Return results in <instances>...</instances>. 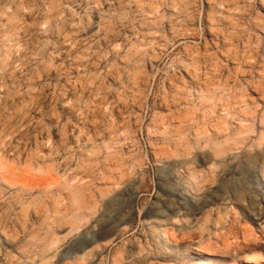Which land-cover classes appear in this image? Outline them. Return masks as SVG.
Masks as SVG:
<instances>
[{
  "label": "rangeland",
  "instance_id": "rangeland-1",
  "mask_svg": "<svg viewBox=\"0 0 264 264\" xmlns=\"http://www.w3.org/2000/svg\"><path fill=\"white\" fill-rule=\"evenodd\" d=\"M253 22L264 0H0V264H264ZM259 47L257 95L228 85Z\"/></svg>",
  "mask_w": 264,
  "mask_h": 264
},
{
  "label": "bare ground",
  "instance_id": "bare-ground-1",
  "mask_svg": "<svg viewBox=\"0 0 264 264\" xmlns=\"http://www.w3.org/2000/svg\"><path fill=\"white\" fill-rule=\"evenodd\" d=\"M240 19H243V17L240 16ZM252 29L255 30V31H260V29H264V28L261 26V24L253 22L252 23ZM220 37H221V35H220ZM242 39H243L242 36H237V35H232L231 36V40L233 42L238 43L239 45H242ZM222 45H223V48L225 49L228 44H227L226 41H222ZM214 48H215V46H214ZM259 48L261 49V51L260 52L259 51L255 52V54L257 56L255 55L256 58H254L253 62L248 63V65H246L250 69L249 72H239V71L236 70V68H231L228 71H226V70L220 69V67L218 68V66H217V67H214L215 71H214V73L211 74V79L210 80L206 79L204 77V75H200L201 80L202 81L205 80L206 84L207 83H209L210 85L214 84V82L217 79H219L220 77H223V71L224 72L226 71V73L228 72V80H227V84L228 85H229V83H233L236 86H238L240 83L244 84V85L247 86L246 90L248 92H250L251 95H257V90L259 88L255 84L258 83V81L255 82V81H249V80H250V78H252V76H254L255 74L256 75L258 74L257 72H255V70L260 67V63L262 62V57L259 55V53L263 52V48H261V47H259ZM203 50H204V47H203ZM226 52H227L226 59L232 65L237 63V62L241 63V62H245L246 61V57L242 55L241 50L239 48H237V47H236L235 51H229V52L226 51ZM210 61H211L210 59H208L205 55H203V57L201 59L202 68L205 69L207 64L210 65ZM216 72H219V73L216 74ZM262 79L264 81V77H262ZM262 85H264V83ZM261 95H262V98H264V92ZM233 97L237 98V94L233 95ZM253 216H254V219L256 221L264 222V212L263 213L253 214ZM89 260L90 259L88 258V261ZM79 263L80 262H78L76 264H79ZM68 264H72V263H68Z\"/></svg>",
  "mask_w": 264,
  "mask_h": 264
}]
</instances>
